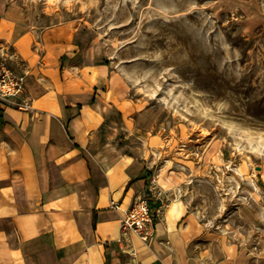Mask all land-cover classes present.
<instances>
[{
    "label": "rangeland",
    "instance_id": "obj_1",
    "mask_svg": "<svg viewBox=\"0 0 264 264\" xmlns=\"http://www.w3.org/2000/svg\"><path fill=\"white\" fill-rule=\"evenodd\" d=\"M1 18L75 28L78 62L135 107L157 217L182 201L234 264H264V0H0Z\"/></svg>",
    "mask_w": 264,
    "mask_h": 264
},
{
    "label": "crops",
    "instance_id": "obj_2",
    "mask_svg": "<svg viewBox=\"0 0 264 264\" xmlns=\"http://www.w3.org/2000/svg\"><path fill=\"white\" fill-rule=\"evenodd\" d=\"M3 19L0 44L26 72L33 109L0 100V264H234L182 201L148 241L123 231L126 211L155 187L132 137L135 107L114 100L107 65L78 62L75 28L17 34Z\"/></svg>",
    "mask_w": 264,
    "mask_h": 264
},
{
    "label": "built area",
    "instance_id": "obj_3",
    "mask_svg": "<svg viewBox=\"0 0 264 264\" xmlns=\"http://www.w3.org/2000/svg\"><path fill=\"white\" fill-rule=\"evenodd\" d=\"M10 49L0 44V100L14 104L21 110H32L33 100L26 84V72H17L8 62ZM162 191L157 196L161 197ZM159 209H153L149 199L138 197L123 217V231H133L144 241L152 235Z\"/></svg>",
    "mask_w": 264,
    "mask_h": 264
},
{
    "label": "trees",
    "instance_id": "obj_4",
    "mask_svg": "<svg viewBox=\"0 0 264 264\" xmlns=\"http://www.w3.org/2000/svg\"><path fill=\"white\" fill-rule=\"evenodd\" d=\"M150 204L152 207L156 205V203H154V202H150ZM157 204H159V202H157Z\"/></svg>",
    "mask_w": 264,
    "mask_h": 264
}]
</instances>
